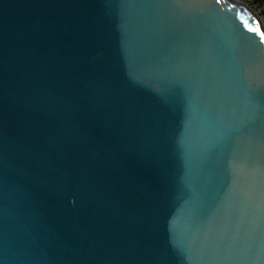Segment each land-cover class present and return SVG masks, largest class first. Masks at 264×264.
Segmentation results:
<instances>
[{
  "label": "water",
  "instance_id": "95a60500",
  "mask_svg": "<svg viewBox=\"0 0 264 264\" xmlns=\"http://www.w3.org/2000/svg\"><path fill=\"white\" fill-rule=\"evenodd\" d=\"M0 264H264L259 17L0 0Z\"/></svg>",
  "mask_w": 264,
  "mask_h": 264
},
{
  "label": "trees",
  "instance_id": "16d2710c",
  "mask_svg": "<svg viewBox=\"0 0 264 264\" xmlns=\"http://www.w3.org/2000/svg\"><path fill=\"white\" fill-rule=\"evenodd\" d=\"M249 8L253 10L264 24V0H244Z\"/></svg>",
  "mask_w": 264,
  "mask_h": 264
},
{
  "label": "rangeland",
  "instance_id": "374dc122",
  "mask_svg": "<svg viewBox=\"0 0 264 264\" xmlns=\"http://www.w3.org/2000/svg\"><path fill=\"white\" fill-rule=\"evenodd\" d=\"M239 2H241L243 5L247 6L249 8V6L247 5V3L244 0H238ZM253 11V10H252ZM254 12V11H253ZM255 13V12H254ZM256 14V13H255ZM257 15V14H256ZM258 16V15H257ZM259 17V16H258ZM260 19V17H259ZM261 20V19H260Z\"/></svg>",
  "mask_w": 264,
  "mask_h": 264
}]
</instances>
